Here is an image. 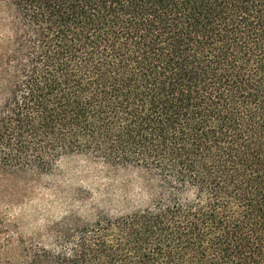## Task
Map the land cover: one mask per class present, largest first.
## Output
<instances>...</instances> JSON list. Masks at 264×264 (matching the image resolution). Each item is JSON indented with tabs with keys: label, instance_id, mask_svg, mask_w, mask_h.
<instances>
[{
	"label": "trees",
	"instance_id": "1",
	"mask_svg": "<svg viewBox=\"0 0 264 264\" xmlns=\"http://www.w3.org/2000/svg\"><path fill=\"white\" fill-rule=\"evenodd\" d=\"M4 2L0 177L70 157L147 177L7 264H264V0Z\"/></svg>",
	"mask_w": 264,
	"mask_h": 264
},
{
	"label": "rangeland",
	"instance_id": "2",
	"mask_svg": "<svg viewBox=\"0 0 264 264\" xmlns=\"http://www.w3.org/2000/svg\"><path fill=\"white\" fill-rule=\"evenodd\" d=\"M5 0H0V51L8 35ZM146 175L139 169L110 167L89 159L61 160L43 177L9 180L0 177V237L5 239V264L19 253L22 241L45 234L70 212L94 217L95 209H111L144 199ZM142 197V198H141ZM94 209V210H92ZM10 245V246H9Z\"/></svg>",
	"mask_w": 264,
	"mask_h": 264
}]
</instances>
